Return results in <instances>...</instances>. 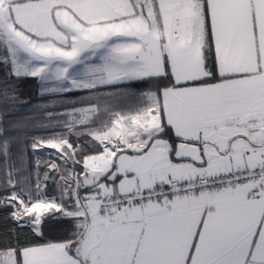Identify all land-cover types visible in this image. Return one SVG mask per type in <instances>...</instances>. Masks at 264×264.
I'll list each match as a JSON object with an SVG mask.
<instances>
[{
  "label": "snow or ice",
  "instance_id": "snow-or-ice-1",
  "mask_svg": "<svg viewBox=\"0 0 264 264\" xmlns=\"http://www.w3.org/2000/svg\"><path fill=\"white\" fill-rule=\"evenodd\" d=\"M0 46V121L13 77L104 50L64 131L0 124V264H264V0H0Z\"/></svg>",
  "mask_w": 264,
  "mask_h": 264
},
{
  "label": "rangeland",
  "instance_id": "rangeland-1",
  "mask_svg": "<svg viewBox=\"0 0 264 264\" xmlns=\"http://www.w3.org/2000/svg\"><path fill=\"white\" fill-rule=\"evenodd\" d=\"M9 53L7 51L6 48H3L2 46H0V58H4V57H8ZM87 55V53H84L81 55V57L78 59L77 62L72 63L71 65H68L65 62H61V61H55L52 64L49 65V69L47 72L43 73L40 77H35V76H30V75H22L21 77H33L35 78L40 86V93L41 95H58L55 99L54 97H49L50 100L49 102L51 104H73L75 103L76 99H88V97H86L84 95V93L79 92L78 96H74L71 93L73 92H65L64 89L67 88H71L72 87V81L73 80H90L93 82H96V77L99 75L98 73H96L93 69L95 67H98V64H93L91 62H84L83 59L84 57ZM21 58L28 63L30 68H34V67H39L40 65H42L44 62L43 61H38V60H30L29 57L26 54H21ZM2 61H4L3 59H0ZM6 63V62H5ZM7 65H9L10 67H12L11 63L8 62L6 63ZM100 64V63H99ZM59 67H67L68 71L65 75V78L63 79H57L56 78V70ZM113 85V84H112ZM111 84L108 85H103V86H112ZM117 85L116 89H120L122 88V84H114ZM101 86V87H103ZM101 87H99L98 89H100ZM98 89H96V92L98 94H104L107 95L109 92H112L114 90H109V91H99ZM115 89V90H116ZM146 90V89H144ZM62 94V95H61ZM47 99V98H46ZM144 103H146V101L142 100V99H134V100H130L127 101L125 104L120 105L119 108L117 110L120 111H124V112H129V111H134L135 109L142 107L144 105ZM105 122H107L108 118L105 117ZM1 124V123H0ZM64 131L63 129L59 130L58 132H62ZM52 133L49 134H45V135H34L36 137H45V136H49ZM32 136H24L23 141H25L27 144L30 142ZM70 139H75L76 138L70 137ZM33 154L31 152H29V159H32ZM38 157L41 161H49L50 160V156L46 155L44 152H41L38 154ZM57 163H61V161L57 160ZM44 170L43 165L41 166V171Z\"/></svg>",
  "mask_w": 264,
  "mask_h": 264
},
{
  "label": "trees",
  "instance_id": "trees-1",
  "mask_svg": "<svg viewBox=\"0 0 264 264\" xmlns=\"http://www.w3.org/2000/svg\"><path fill=\"white\" fill-rule=\"evenodd\" d=\"M11 71V67L7 65L4 61L0 60V79L5 78ZM11 83L16 86L18 91L19 97L22 101H26V103H21L18 106V110H10L9 114L3 121H0L1 124L4 126H8L11 122H14L18 119H22L24 117L33 116L35 115V119L28 120L27 126L18 129L17 131H10L9 135H16L18 137L24 136H34V135H45L53 132H58L62 128H45L41 127V123L44 119L45 112H53L57 109L52 107H44L47 104H50L49 97H54V99L58 95H41L40 93V86L38 81L33 77H20L16 79L15 77L12 78ZM117 85L112 86H103L99 91H109L115 90ZM74 96H78V92L71 93ZM47 98V99H46ZM0 111H2V106H0ZM47 123V122H45ZM75 141V139H72ZM27 144L25 141H23ZM2 164V161H0ZM4 178L3 170L0 169V180ZM0 216H2V212H0ZM4 231L3 227H0V233ZM3 242V237L0 236V243Z\"/></svg>",
  "mask_w": 264,
  "mask_h": 264
},
{
  "label": "crops",
  "instance_id": "crops-1",
  "mask_svg": "<svg viewBox=\"0 0 264 264\" xmlns=\"http://www.w3.org/2000/svg\"><path fill=\"white\" fill-rule=\"evenodd\" d=\"M86 53H87V55L83 59L84 62L86 61V62H91L93 64L95 63V64H98L97 66H100L103 63L104 50H96L94 52L90 51V52H86Z\"/></svg>",
  "mask_w": 264,
  "mask_h": 264
}]
</instances>
